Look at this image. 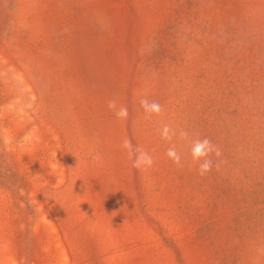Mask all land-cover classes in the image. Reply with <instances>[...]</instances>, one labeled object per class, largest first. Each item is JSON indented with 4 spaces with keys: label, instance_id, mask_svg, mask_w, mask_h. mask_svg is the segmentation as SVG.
<instances>
[{
    "label": "rangeland",
    "instance_id": "374dc122",
    "mask_svg": "<svg viewBox=\"0 0 264 264\" xmlns=\"http://www.w3.org/2000/svg\"><path fill=\"white\" fill-rule=\"evenodd\" d=\"M0 264H264V0H0Z\"/></svg>",
    "mask_w": 264,
    "mask_h": 264
},
{
    "label": "clouds",
    "instance_id": "9594fccd",
    "mask_svg": "<svg viewBox=\"0 0 264 264\" xmlns=\"http://www.w3.org/2000/svg\"><path fill=\"white\" fill-rule=\"evenodd\" d=\"M141 104L147 111H151L154 113H159L161 111L159 104L153 102L150 105L147 101H141ZM115 107V101L109 102V108ZM116 115L118 117H126L127 115V109L126 108H120L119 111L116 112ZM167 127L164 129L165 137L167 138ZM130 145V141H125L124 146L128 147ZM211 151V142L205 138L203 140H197L194 141L193 147H192V157L194 161H200L203 159V163L200 164V172L201 174H204L211 170V160L207 159L209 156V153ZM138 154L133 155V166L134 167H140L142 164L145 165H151L152 164V158L148 156L146 153L141 152L139 149L136 150ZM168 156L173 159L174 163L179 164L180 163V157L175 152L174 149H169Z\"/></svg>",
    "mask_w": 264,
    "mask_h": 264
}]
</instances>
